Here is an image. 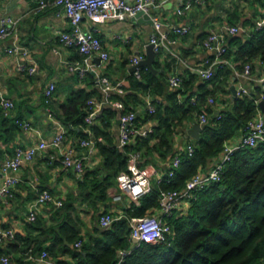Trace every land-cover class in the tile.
I'll use <instances>...</instances> for the list:
<instances>
[{"label": "crops", "instance_id": "0c3cea01", "mask_svg": "<svg viewBox=\"0 0 264 264\" xmlns=\"http://www.w3.org/2000/svg\"><path fill=\"white\" fill-rule=\"evenodd\" d=\"M47 1L45 7L39 8L38 0H0V18L10 15L18 21L16 36L9 35L0 40V96L9 98L14 103V107L9 111H4L0 106V160L10 156L17 147L31 145L40 138L50 140L56 134H63L59 146H47L36 152L31 160L20 165L16 171L19 181L14 187L13 197L0 202V225L11 227L15 234L22 237H32L36 234L32 228L34 221L27 219V213L30 204L43 189L61 199L63 204L66 202V206L68 202L73 205L72 209L66 211L80 221L82 234L91 231L95 226H100L98 216L103 212L126 216L127 207L131 203L138 205L139 199L132 200L121 191L114 177L111 178L104 199L97 198V191L90 198L84 199L81 195L79 182L84 174L96 172L95 176L99 178L112 174V171L104 168V160L97 148V142L124 150V147L118 144L117 120L121 111L126 108L133 110L138 117L135 126L139 132H151L157 122L146 118L148 113L146 101H151L153 106L158 103L167 104L169 92L180 87L170 85L171 75L178 74L182 79H187L190 74L194 75L190 92H199L200 84H204L206 80L199 74L198 69L204 67L205 60L212 59L215 53L203 45V40L211 28H218L224 24H235L239 27L232 35L225 33V44L228 46L232 36L246 35L254 27L264 24V0H206L205 3L194 4L182 14L175 12L174 0H166L150 10L151 16L157 17L163 23L161 31L167 36L155 56L154 62L156 61L158 65L155 67L153 62L156 69L153 72L163 82V89L161 93L138 92L130 88L129 76L134 73L131 70L132 58L137 55L145 57L146 45L154 32L153 22H136L125 18L93 24L83 18L82 28L91 30L98 36L108 57L106 60H100L98 55L93 56L91 61L93 70L80 76L76 71L69 70L66 64L81 62L83 55L73 47L64 46L58 39L61 32L69 30L68 20L57 6L50 3L51 0ZM183 25L189 26L187 32L178 33L174 30V27ZM15 43L25 46L27 53L25 55L8 53L6 48ZM32 63L36 65L33 74H27L18 68L19 64ZM228 66L231 75L226 80L223 81V77L220 76L214 84L208 83L204 86V90L211 91L207 97L213 98V103H208L209 113L201 112L207 116L205 123L212 121L220 112L231 108L234 98L238 96L236 94L233 97L230 90L232 85L236 91L245 89L249 95L255 86H261L264 82V62L259 59L251 62L248 74L244 73V68L235 69L234 62H230ZM101 76L107 77L113 84H119V89L103 90L96 82V78ZM50 81L55 83V90L52 96L45 100L43 88ZM79 89L92 92L91 99L101 104L90 123L70 127L61 122L57 115L58 109L70 92ZM128 93L134 94L136 98L127 102V107L122 101L109 98L110 94L124 97ZM105 108L112 109L114 113L108 119V126L102 128L107 133V139L102 135L95 136L90 128V124L102 125L101 113ZM199 114L194 112L175 130L171 152L165 158L156 152L144 153V149L140 151L139 166L147 174L151 185L166 173L174 156L185 151L188 143L197 140L188 133V130L194 124H199L201 128L205 124L200 123ZM2 118H9L11 121H3ZM14 122L17 124L16 128L11 127ZM19 122H28L31 128H24ZM9 128L12 130H8ZM243 133L226 140L224 144L237 145ZM82 139L91 140L93 145L82 146L80 144ZM68 149H72L77 155H84L83 171L80 174L66 169L62 164V155ZM221 154L222 151L200 170L203 172L209 170ZM2 177L3 173L0 170V182ZM190 204L189 199L179 200L172 211L173 215L186 214ZM62 205L57 207L52 202L40 204L35 208L36 218L48 223L55 210H61ZM159 213L157 206L147 210L144 215ZM48 243L47 241L43 245ZM7 244L8 241L0 242V257L3 255L12 257L11 264H43L34 258L35 255H29L31 253L29 248L26 254L22 251L8 254ZM14 258H20L22 262H16ZM49 258L54 260L51 256ZM56 259L66 261L67 264L73 262L67 254L61 252L57 253Z\"/></svg>", "mask_w": 264, "mask_h": 264}, {"label": "trees", "instance_id": "16d2710c", "mask_svg": "<svg viewBox=\"0 0 264 264\" xmlns=\"http://www.w3.org/2000/svg\"><path fill=\"white\" fill-rule=\"evenodd\" d=\"M223 57L234 62L237 70H243L246 64L251 67L255 59L264 62V24L254 27L246 35L232 36ZM154 65L156 67L158 63L155 61ZM137 70L140 78L134 73L129 76L132 90L161 93L163 82L153 71L145 66ZM230 75V67L224 64L209 80L200 84L199 92H190L194 75L183 78L180 87L167 95L166 105L158 103L153 112L146 114L147 119L157 122L152 131L144 136L136 135L134 143L125 146L124 150L97 142L104 168L112 174L102 178L95 176L96 172L84 174L79 182L83 198H90L97 191V198L104 199L111 178L116 180L119 171L126 168L129 149H144V153L156 152L165 158L171 152L173 134L184 120L194 112L209 113L207 95L211 91L204 90L205 84H214L220 76L224 81ZM261 94L264 96V82L255 86L249 95L236 96L231 108L203 124L199 138L191 143L192 152L179 154L180 163L173 175L169 176L167 170L151 185L150 191L139 198L138 205L131 203L126 216L115 220L109 227L95 226L82 234L80 221L66 211L73 205L68 202L66 206L64 202L61 210H55L50 222L38 218L32 222L34 236L15 234V238L8 241L6 252L22 251L26 254L29 248V255L36 256L37 252L45 250L55 264L68 263L56 259L58 252L67 254L73 261L70 264H116L118 251L129 245L128 217L142 216L150 208L159 206L162 191L182 189L190 177L222 151L226 140L243 133L245 125L257 111L255 97ZM178 95H182L180 100ZM91 96L92 92L84 89L70 92L58 109L61 122L70 127L85 126ZM191 97L194 102L190 101ZM109 98L120 100L127 107V102L136 96L131 93L124 97L110 94ZM128 111L133 110L126 108L121 114ZM113 114L112 109L105 108L101 113L102 125L90 124L95 136L108 138L102 128L108 126V119ZM2 120L11 121L9 118ZM137 120L135 115V124ZM13 126L16 128L17 124L14 122ZM190 202L186 214L172 213L165 217L171 227L166 242H140L120 264H264V141L235 150L224 163L220 179L198 191ZM78 240L79 247L74 245ZM47 241L49 243L43 245ZM11 259L9 257L10 262ZM14 260L22 262L20 258Z\"/></svg>", "mask_w": 264, "mask_h": 264}, {"label": "built area", "instance_id": "2783aa9c", "mask_svg": "<svg viewBox=\"0 0 264 264\" xmlns=\"http://www.w3.org/2000/svg\"><path fill=\"white\" fill-rule=\"evenodd\" d=\"M166 0H51L50 3L57 6L59 10L65 15L69 23V30L61 32L58 36L61 44L67 47L75 48L80 54L83 55L81 62H67V68L71 71H76L80 76L85 75L88 71L93 70L92 58L98 55L100 60H106L108 53L104 50L101 40L91 30H84L81 26L83 18L90 20L93 24L105 22L107 20H123L134 16L137 12H149L151 16V9L160 6ZM206 0H174L175 12L182 14L190 9L196 3H205ZM48 4L47 0H38V7L43 8ZM153 22L154 32L150 37L149 43L153 44L155 52L159 51L164 41L167 39L165 33L161 31L162 22L155 16H151ZM18 21L10 15H4L0 18V40L9 35L16 36ZM260 26V25H259ZM178 33H185L189 30L188 25L174 27ZM239 30L235 24L221 25L218 28H211L205 39L203 40L204 47L214 50L212 59H206L205 65L198 69L199 74L203 79L209 80L215 69L230 64L228 59L223 57L227 45L225 44V33L234 34ZM10 54H23L27 53V48L21 44L15 43L6 48ZM141 59L140 55L132 58V63L136 64ZM19 70L25 71L27 74H33L36 71L34 63L30 65L19 64ZM139 68V67H138ZM136 68L134 74L140 78V73ZM250 65L244 66V73L248 74ZM96 82L100 84L103 90L119 89V84L111 83L107 77L101 76L96 78ZM182 82V77L178 74L169 77V83L173 87H179ZM55 90V83L50 81L43 88V96L48 100ZM241 93L246 94L245 89L237 90V95ZM179 100L182 95H178ZM194 97L190 101L194 102ZM264 100L263 94L255 97L257 111L245 125L244 133L237 143L231 146L224 144L221 157L212 165V167L203 172L199 170L192 177H190L182 189L162 191L159 195V214L157 215H142L128 217V241L129 245L118 251V259L116 264H120L124 257L130 253L132 248L140 242L149 243H162L167 241V235L171 232L170 225L166 222L165 217L171 216L172 211L181 199H192L196 196L197 192L209 185L210 183L220 179V174L223 170L224 163L229 160L231 154L244 146H255L258 142L264 141V120L258 103ZM208 103H213V98H208ZM89 113L85 117V122L90 123L96 111L100 107V102L89 99ZM0 106L4 111H9L14 107V103L9 98L0 96ZM146 109L148 112L154 111V106L151 101H146ZM206 114L200 113V123L206 122ZM219 117V115L217 116ZM134 111H128L120 115L119 120V137L118 144L125 147L134 143L136 135H146L144 132H139L134 123ZM24 128H31L28 122H19ZM63 140V134L59 133L54 135L50 140L40 138L37 142L24 147H17L14 149L10 156L4 157L0 160V170L3 173L2 181L0 182V202L7 198H12L14 195V187L19 181L16 171L19 169L23 162L29 161L33 158L34 154L47 146H59ZM82 146H92L93 142L88 139L80 141ZM193 146L188 143L185 146V151L191 153ZM140 151L129 149L127 153L126 169L120 171L116 175L117 187L126 193L132 200L137 201L142 195L146 194L151 189L150 180L147 174L139 166ZM84 155H77L72 149L66 150L62 155V164L66 169H71L77 174L83 171ZM180 163L179 155L171 159L168 169V175L172 176L175 169L178 168ZM52 202L55 206H61L63 201L57 199L46 189L41 190L35 201L30 204L27 213V219L34 221L36 219L35 208L43 203ZM123 217L122 215H115L109 212H103L98 216V224L101 227H109L115 220ZM15 238V232L11 227H2L0 225V242L11 241ZM75 246H80V241L74 243ZM34 258L43 264H55L48 256L45 250H42ZM1 264H11L9 257L3 255L0 257Z\"/></svg>", "mask_w": 264, "mask_h": 264}, {"label": "water", "instance_id": "95a60500", "mask_svg": "<svg viewBox=\"0 0 264 264\" xmlns=\"http://www.w3.org/2000/svg\"><path fill=\"white\" fill-rule=\"evenodd\" d=\"M130 19L134 20L136 22L152 23V19H151V16H150L149 12L139 11L134 16L130 17ZM156 53L157 52L154 51L153 44L152 43H148L146 45V55H145V57L141 58L138 63L133 64V66L131 67V70L134 71L138 67L145 66L148 69H150V70L155 72L156 69H154V67H153V62L155 60ZM230 90L232 92L233 97L236 96L237 91H236V89H235V87L233 85L230 87ZM258 107L261 110V112L263 113V120H264V100H260L259 101ZM117 123H120L119 119L117 120ZM200 129H201V127H200L199 124H194L188 130V133H190V135L192 137L198 139L199 135H200L199 134Z\"/></svg>", "mask_w": 264, "mask_h": 264}, {"label": "rangeland", "instance_id": "374dc122", "mask_svg": "<svg viewBox=\"0 0 264 264\" xmlns=\"http://www.w3.org/2000/svg\"><path fill=\"white\" fill-rule=\"evenodd\" d=\"M253 1H255V0H253Z\"/></svg>", "mask_w": 264, "mask_h": 264}]
</instances>
